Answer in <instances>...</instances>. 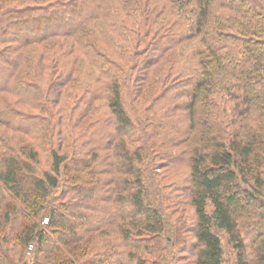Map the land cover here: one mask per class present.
Wrapping results in <instances>:
<instances>
[{
    "label": "trees",
    "instance_id": "obj_1",
    "mask_svg": "<svg viewBox=\"0 0 264 264\" xmlns=\"http://www.w3.org/2000/svg\"><path fill=\"white\" fill-rule=\"evenodd\" d=\"M223 236L264 264V0H0V264Z\"/></svg>",
    "mask_w": 264,
    "mask_h": 264
},
{
    "label": "rangeland",
    "instance_id": "obj_2",
    "mask_svg": "<svg viewBox=\"0 0 264 264\" xmlns=\"http://www.w3.org/2000/svg\"><path fill=\"white\" fill-rule=\"evenodd\" d=\"M3 129V128H2ZM172 172L174 175L182 176L185 174V164H183L180 160L175 163V165L172 167ZM159 172L165 171V167L159 168ZM177 192V191H174ZM164 206V205H163ZM168 212V210H166ZM166 212V213H167ZM191 214V210L189 207H186L184 215L189 218ZM192 239H188V243L191 244ZM225 237L223 236V264H234V254L232 250L230 249L229 245L226 244ZM164 244V242H163ZM186 244V243H185ZM184 244V250H177L175 247L169 245L168 243H165L164 248V254L165 257H163L164 261L161 264H174L171 260V256H176V264H190V260L193 256L192 250H190V246H187ZM183 246V245H182ZM32 249V245H30L26 252V257L30 254L29 250Z\"/></svg>",
    "mask_w": 264,
    "mask_h": 264
}]
</instances>
